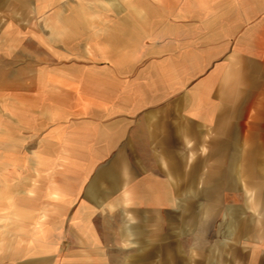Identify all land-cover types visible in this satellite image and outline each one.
<instances>
[{
  "label": "crops",
  "instance_id": "0c3cea01",
  "mask_svg": "<svg viewBox=\"0 0 264 264\" xmlns=\"http://www.w3.org/2000/svg\"><path fill=\"white\" fill-rule=\"evenodd\" d=\"M41 1L0 0L4 27ZM140 1L95 39L61 20L3 87L38 147L28 184L1 173L31 210L3 264H264V0Z\"/></svg>",
  "mask_w": 264,
  "mask_h": 264
},
{
  "label": "rangeland",
  "instance_id": "374dc122",
  "mask_svg": "<svg viewBox=\"0 0 264 264\" xmlns=\"http://www.w3.org/2000/svg\"><path fill=\"white\" fill-rule=\"evenodd\" d=\"M139 2V3H138ZM128 4L132 8L135 4H142L140 0H51L50 2L41 1L38 4L40 13L37 33L31 30L32 23L25 24L22 27H16L13 20H8L4 27L3 19L0 17V253L14 251L22 243L19 238L23 234L26 236L31 233V229L27 224V220L31 218V210L16 209L14 186H16L15 179L10 172L1 173L7 169H15L16 159L19 156L21 169L27 173L24 177L25 183L30 180L33 166L38 163L32 162L33 150L38 147L33 146L35 139L30 136L29 131H18L17 137L16 123H15V107L10 106V99H3V87H10L15 85L16 74H29L33 67L32 59L39 58L42 60L48 59V50L43 42L49 40L64 41L71 34L68 30L63 28V21H73V26H80L79 29H74L79 35L90 36L95 39L96 26L101 20H111L107 18V14H96V11H124L128 9ZM142 8V7H141ZM71 10L79 14L77 18H55L53 11ZM13 22V23H12ZM35 22V21H34ZM86 24V25H85ZM93 31L89 29L88 26ZM87 26V28H85ZM75 33V32H74ZM74 52V51H73ZM4 100V103H3ZM8 101V105H6ZM4 106V113L3 111ZM8 107V108H7ZM28 137V140L27 138ZM18 141V143H17ZM14 176V175H13ZM21 182V179H20ZM28 184V183H27ZM20 183V187H21ZM25 185V184H24ZM19 186V185H18ZM17 238V239H16ZM30 243V242H28ZM23 247V246H22ZM4 258H0V264H3Z\"/></svg>",
  "mask_w": 264,
  "mask_h": 264
}]
</instances>
